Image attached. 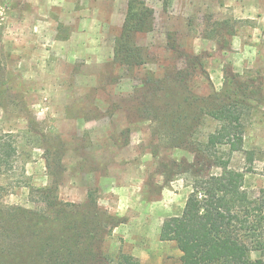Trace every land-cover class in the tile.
<instances>
[{"label": "rangeland", "instance_id": "obj_1", "mask_svg": "<svg viewBox=\"0 0 264 264\" xmlns=\"http://www.w3.org/2000/svg\"><path fill=\"white\" fill-rule=\"evenodd\" d=\"M144 1L155 11L153 29L139 37L150 62L130 76L112 57L97 60L102 45L53 40L55 29L87 28L112 43L128 0H0V64L20 75L24 95L20 108L0 113L16 146L13 167L0 173V210L43 212L46 195L82 204L94 190L112 216L96 264H118L124 254L182 264L177 242L161 232L183 213L195 175L220 171L197 149L217 124L205 119L203 98L229 83L249 88L244 148L260 157L245 188L264 187V0ZM163 61L187 71L188 87L147 105L141 76L162 74ZM248 166L246 153L235 152L231 167ZM9 241L0 233L2 247Z\"/></svg>", "mask_w": 264, "mask_h": 264}, {"label": "trees", "instance_id": "obj_2", "mask_svg": "<svg viewBox=\"0 0 264 264\" xmlns=\"http://www.w3.org/2000/svg\"><path fill=\"white\" fill-rule=\"evenodd\" d=\"M154 20L155 11L144 0H128L125 22L116 37L114 62L130 76L150 62L139 37L153 29ZM160 68L162 74L147 69L141 76V94L145 93L147 105L188 87L186 70L165 61ZM17 86H22L20 75L0 64V113L5 116L11 105L19 107L18 99L24 96L16 91ZM248 90L243 84L229 83L203 98L205 119L217 124L200 142L197 155L207 154L220 171L196 174L183 213L167 219L162 229V239L177 242L182 264H264V187L256 193L245 188L246 173L255 170L254 163L260 158L256 150L244 148ZM10 128L6 129L5 122L0 128V173L13 167L16 146L8 135L14 127ZM239 151L246 153V170L231 167L233 155ZM46 198L43 212L14 205L0 210V233L10 240L6 247L0 245V264H96L102 259L100 241L109 232L112 216L99 206L95 191L90 190L82 204ZM118 264L145 263L124 254Z\"/></svg>", "mask_w": 264, "mask_h": 264}, {"label": "crops", "instance_id": "obj_3", "mask_svg": "<svg viewBox=\"0 0 264 264\" xmlns=\"http://www.w3.org/2000/svg\"><path fill=\"white\" fill-rule=\"evenodd\" d=\"M127 9H128V5H127ZM127 13V11H126ZM125 18H126V15H125ZM112 24L114 23L115 21V17L112 16ZM124 22H125V19L124 21H122V24L120 25V28L122 30L123 28V25H124ZM108 29H110L111 27H107ZM81 31L79 33H76V32H71V33H59V30L58 29H55L53 32H54V43L58 42L60 44H63V45H74V44H78V45H90L91 47L93 46H96L97 44V49H98V46L102 45V48L99 50V51H95V54H96V57H97V60L100 61V59L102 58V60L106 59V58H114V51H115V42H116V37L113 38V42L112 43H105V38H102L101 36H99V38H102L101 40L102 41H97L96 39L98 37L95 38V35L92 36L93 34H88V29L87 28H83V29H80ZM107 30V29H106ZM60 34V35H58ZM108 34V33H107ZM102 35V34H101ZM103 35H105V29L103 31ZM104 37V36H103ZM95 40V41H94ZM104 46H109L107 47H104ZM96 50V49H95Z\"/></svg>", "mask_w": 264, "mask_h": 264}]
</instances>
